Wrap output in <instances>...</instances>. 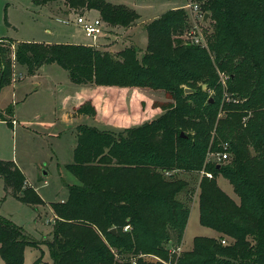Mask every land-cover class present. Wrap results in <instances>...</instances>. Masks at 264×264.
Instances as JSON below:
<instances>
[{
  "label": "trees",
  "instance_id": "obj_1",
  "mask_svg": "<svg viewBox=\"0 0 264 264\" xmlns=\"http://www.w3.org/2000/svg\"><path fill=\"white\" fill-rule=\"evenodd\" d=\"M64 2L77 15L98 11L106 25L128 27L139 18L133 8L107 0ZM195 3L203 15L208 13L211 26L202 31V44L189 36L185 9H169L145 24L146 48L140 57L134 44L112 54L86 44L0 38V89L10 83L14 61L30 75L56 63L73 83L91 90L73 106L71 117L99 121L113 105L107 121L113 127L75 126L72 161L64 168L76 183L63 184L64 201L46 203L24 185L14 161L0 159L5 195L35 210L49 205L53 213L50 238L43 241L51 261L40 255L33 264H130V256L135 264H161L136 255L167 259V244L180 242L184 233L190 208L176 196L189 183L173 176L165 180L161 171L170 169L203 171L198 219L217 233L195 236L176 264H264V0ZM125 88L162 90L169 101L156 105L162 113L150 120L131 117L123 105ZM139 105L143 112L142 100ZM11 112L12 107L0 109V120L8 122ZM207 152H226L228 160L205 161ZM217 175L228 180L239 202L216 184ZM27 245L38 243L0 215L5 264H23ZM116 253L126 260H117Z\"/></svg>",
  "mask_w": 264,
  "mask_h": 264
},
{
  "label": "rangeland",
  "instance_id": "obj_2",
  "mask_svg": "<svg viewBox=\"0 0 264 264\" xmlns=\"http://www.w3.org/2000/svg\"><path fill=\"white\" fill-rule=\"evenodd\" d=\"M107 1L121 3V0ZM124 1L127 6L134 8L138 13L137 26L128 31V28L122 29L107 25L105 37L101 38L99 45L94 47L100 51L106 50L115 54L124 47L134 44L137 48L138 57L143 54L146 48L144 26L147 22L166 10L175 9L176 6H181L186 11V5L189 2H195V0ZM70 11L64 0L40 5L35 4L32 0H0V38H9L15 43L89 44L90 39L85 36L80 25L76 23L77 14ZM68 12H70L69 15H67ZM200 13L203 14L201 8ZM85 16L93 18L92 16ZM205 22L207 23L204 24ZM208 22L207 19L202 21L201 18H198L193 26L192 21L189 19L188 29L192 28V33L199 36L200 42L198 44H202L204 41L202 31H210L211 29ZM134 25L136 23L130 27ZM187 37L189 36L184 35V38ZM15 43H13V46L16 45ZM50 64L45 70H39L34 76L28 74L24 66L18 63L14 64L10 83L0 89L1 101H3L4 106L8 103L5 109L12 106L18 108V120L23 122L22 126L21 124L16 126L13 131L9 124L0 121V159L14 161L22 171L25 180L29 182V186L34 188L46 203L65 200L67 197V189L63 184H70L67 178L71 179V177H69L64 165L71 162L72 150L76 142L74 127H68L63 117L64 97L71 93V87L74 84L69 79L66 70L56 63ZM18 72H22L24 79L14 82L12 78ZM22 84L21 88L14 91V86ZM33 84L37 85L34 86ZM202 88L205 87L202 85ZM141 89H143V95L132 94L131 98L135 97L133 100L127 98L130 90H125L126 96L123 98V105L126 104L128 108H134L133 117L150 120L162 113L161 108L156 105L166 103L169 100L162 90ZM13 92L16 93L14 101ZM139 99L143 101V112H140L139 102L141 100ZM112 107L113 105H108L107 111L103 114L104 118H101V120L94 121L90 117H84L80 123L103 128L105 124H108L109 110H112ZM116 112L119 111H115L114 119L117 115ZM42 122L49 125L46 128L42 127L44 125ZM217 156L218 154L215 152H207L205 161L222 162V160L217 159ZM227 160L228 157L223 161ZM207 173L210 176H206L211 179V173ZM202 174L203 171L189 174L177 169L161 171V175L167 181L175 179L172 176L184 178L188 181L189 187L176 196L177 200H181L182 204L190 208L188 220L180 242L173 241L169 242V245L167 244V250L169 251L167 259L151 253L138 252L139 254L137 253L136 256L147 261H157L161 264H176L179 253L191 249L195 236L215 235L216 232L213 229L202 226L198 219V180ZM213 179L224 192L234 198L235 202H239L227 179L220 175ZM24 185L27 184L24 183ZM0 215L21 226L28 239L38 243L37 246L27 245L25 247L23 264H33L34 260L40 255H42L44 261H51L47 246L43 242L49 238L52 231L53 213L49 205H40L35 210L18 198L5 195L3 180L0 178ZM176 247L180 251H176ZM172 249H175V251L172 252ZM112 250L114 252V249ZM114 256L119 261L126 260L119 253ZM135 260V256L129 257L130 264H135ZM0 264H5L1 257Z\"/></svg>",
  "mask_w": 264,
  "mask_h": 264
},
{
  "label": "crops",
  "instance_id": "obj_3",
  "mask_svg": "<svg viewBox=\"0 0 264 264\" xmlns=\"http://www.w3.org/2000/svg\"><path fill=\"white\" fill-rule=\"evenodd\" d=\"M109 2V1H108ZM121 3H114V4H124V5H126L127 3L124 1V0H121L120 1ZM181 6H176L175 8H180ZM134 9V8H133ZM71 12V11H70ZM70 12H68L67 13V15H69L70 14ZM65 13V12H64ZM85 15H87V16H92L93 18H96V17H100L99 16V13H98V11H96V10H93V9H91V10H87L86 12H85ZM159 16V15H158ZM158 16H156V17H158ZM155 17V18H156ZM154 19V18H153ZM137 22H138V19L136 20V25H134V26H132V27H130V26H128V27H118V26H116L115 28H122V29H126V28H128V31H129V29H133V28H135L136 26H137ZM130 27V28H129ZM48 41H51V40H48ZM86 45H91V42L88 44H86ZM132 45V44H131ZM14 64H17V62L16 61H14ZM14 64H13V66H14ZM54 64V63H53ZM49 65H51V64H45V65H42L38 70H37V72L35 73V74H33L32 76H34V75H36L37 73H38V71L39 70H45V68L46 67H48ZM58 65V64H57ZM59 66V65H58ZM27 71V70H26ZM18 73H21L22 74V72H18ZM68 73V72H67ZM22 76H23V74H22ZM69 77V76H68ZM24 79V76H23V78L21 79V80H23ZM12 80H13V78H12ZM21 80H15L14 82H18V81H21ZM74 85H72V87H71V93L69 94V95H67L66 97H64V101H63V104H64V115H63V117H64V120H65V122H66V124H67V126L68 127H74V129H75V126L78 124V123H80V121L84 118V117H88V116H79V117H71V115H70V113H71V111H72V108H73V106H75V105H77V104H79L86 96H90V93H89V91H91L90 89H88V88H90V87H88V86H84V85H80V84H76V83H73ZM34 86H36L37 84H33ZM23 86V84L22 85H17L16 87L14 86V91H15V89H19V88H21ZM125 90H130V93H129V95H128V97L127 98H129L130 100L132 99H134V98H131V96H132V94H138V96L139 95H143V89H141V88H125ZM14 96L16 97V93L15 92H13V101H14ZM125 96H126V91H125ZM140 97H142V96H140ZM139 100H141V99H139ZM15 101H17V100H15ZM131 102V101H130ZM8 105V103L6 104V106ZM6 106H4V104H3V101H1V98H0V108L3 110V109H5V107ZM13 107V109H12V112L7 116L8 117V119H9V121L7 122V121H5L7 124H9L10 126H11V128H12V130L14 131V129H15V127L16 126H18V125H20L21 124V126H22V124H23V122L22 121H19L18 120V108H15L14 106H12ZM127 109H128V114L131 116V117H133L132 115V113H134L135 111H134V108L133 107H127ZM132 109H133V111H132ZM142 118V117H141ZM0 121H3L4 122V120H0ZM94 121H96V120H94ZM44 125H42V127H47V125H49L48 123H46V122H42ZM112 126V125H110V124H105L104 125V127H106V126ZM113 127V126H112ZM75 138H76V136H75ZM75 144H76V142H75ZM75 147V146H74ZM74 149V148H73ZM72 154H73V150H72ZM72 161V160H71ZM66 174V173H65ZM44 175H46V174H44ZM68 175H69V177H71V179L70 178H67V181H68V183H70V184H72V183H76V179L72 176V175H70L69 173H68ZM26 182V184L27 185H30L29 184V182H27V180H25ZM10 196V195H9ZM231 197V196H230ZM234 199V198H233ZM60 201H64V200H60ZM38 206H40V205H38ZM37 206V207H38ZM52 225V224H51ZM51 233V232H50ZM217 235V233H215V235H213V236H210V237H215ZM49 238H50V234H49Z\"/></svg>",
  "mask_w": 264,
  "mask_h": 264
},
{
  "label": "built area",
  "instance_id": "obj_4",
  "mask_svg": "<svg viewBox=\"0 0 264 264\" xmlns=\"http://www.w3.org/2000/svg\"><path fill=\"white\" fill-rule=\"evenodd\" d=\"M186 12L189 15L190 20L193 23V26L195 24L196 19L202 20L203 14L200 13V7L197 3L195 2H189L186 5ZM76 23L80 25L81 29L85 33V36L88 37L91 41V45L96 46L99 45V41L101 38H104L106 35V24L103 22V20L100 17L96 18H90L86 17L84 14L82 15H77L76 17ZM193 30L190 31L189 36L192 37L194 43H199L200 38L197 34L192 33ZM14 59V58H13ZM23 78L21 73H17L15 77L13 78V81L15 80H21ZM217 159L218 160H224L227 158V153L222 152V153H217ZM207 176H210L208 173H206ZM124 229H129V226L126 225ZM225 241L222 240V243ZM176 251H180L178 247L175 248ZM175 249H172V252L175 251Z\"/></svg>",
  "mask_w": 264,
  "mask_h": 264
},
{
  "label": "water",
  "instance_id": "obj_5",
  "mask_svg": "<svg viewBox=\"0 0 264 264\" xmlns=\"http://www.w3.org/2000/svg\"><path fill=\"white\" fill-rule=\"evenodd\" d=\"M207 17H208V13H205V14L203 15V17H202V21H205V20L207 19ZM203 87H205V84H203ZM185 92H190V89L186 88V89H185ZM181 135L183 136V134H181ZM110 232H111V233H116V228H115V227L111 228V229H110Z\"/></svg>",
  "mask_w": 264,
  "mask_h": 264
}]
</instances>
